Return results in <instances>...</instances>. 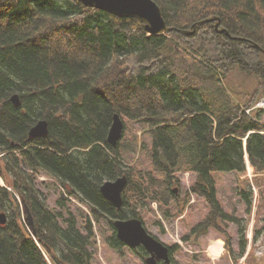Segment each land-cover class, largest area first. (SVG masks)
Returning <instances> with one entry per match:
<instances>
[{
    "label": "trees",
    "instance_id": "1",
    "mask_svg": "<svg viewBox=\"0 0 264 264\" xmlns=\"http://www.w3.org/2000/svg\"><path fill=\"white\" fill-rule=\"evenodd\" d=\"M152 1L162 35L77 0H0V264H93L96 227L120 254L114 220L144 226L153 202L163 219L179 217L190 194L209 209L192 229L196 238L226 221L244 251L245 228L223 210L213 174L240 180L247 155L254 177L236 192L250 216L251 184L259 191L264 178V114L246 113L264 93V0ZM114 114L136 127L128 145L122 137L112 148ZM41 120L47 135L29 139ZM185 173L193 181L179 199ZM123 175L117 210L100 186ZM178 250L169 247L170 264ZM130 251L147 257L141 247Z\"/></svg>",
    "mask_w": 264,
    "mask_h": 264
},
{
    "label": "rangeland",
    "instance_id": "2",
    "mask_svg": "<svg viewBox=\"0 0 264 264\" xmlns=\"http://www.w3.org/2000/svg\"><path fill=\"white\" fill-rule=\"evenodd\" d=\"M124 126L123 144L128 145V140L131 136L130 128H135L136 126L128 123ZM127 127L129 130L126 129ZM248 170L249 173L242 176V178L247 177L252 180L254 177L253 170L251 168ZM213 176L216 180L217 199L221 203L223 210L236 216L239 219L240 226L245 228L244 240L247 248L246 256L242 257L245 259L243 264H262L264 262V178L261 176L257 177V183L261 186L259 191L256 184L253 182L251 184L254 191L255 209L257 211L259 207V211L255 213L254 217L250 218L245 213L244 202L237 197L236 188L242 179L239 180L235 174L215 173ZM179 179L180 187L179 192H176V194L179 199H182L188 190V186L192 183L193 176L182 175ZM193 199L194 203L185 208L181 216L172 217L168 220L162 218L157 204H150L142 212L146 230L166 246H173L179 242V250L173 255V259L177 264H232V261L235 263L234 260L231 261L227 251H224V254L219 259L212 261L207 255L206 247L210 241L220 240L225 243V236H228L230 238L231 255L234 257V254L241 253L239 247L240 238H238L236 226L226 221H218L220 225L218 231L209 229L206 235L196 238L195 234L192 233V228L209 214V209L206 207L204 199L197 196H193ZM170 208L172 213L176 211L175 202L170 203ZM99 227H101L103 234L107 235L110 233L105 222H102ZM95 230L97 237L93 264H143V261L135 256L129 248L125 247L120 254L110 249L103 242L98 227ZM223 249L225 250L226 248L223 246ZM258 253L262 255L259 256ZM242 258H238L236 264H240Z\"/></svg>",
    "mask_w": 264,
    "mask_h": 264
},
{
    "label": "water",
    "instance_id": "3",
    "mask_svg": "<svg viewBox=\"0 0 264 264\" xmlns=\"http://www.w3.org/2000/svg\"><path fill=\"white\" fill-rule=\"evenodd\" d=\"M83 6L94 8L119 18H137L143 25L147 33L152 35H162L167 27L163 20L160 8L152 0H77ZM10 101L15 106L19 105L17 94L10 97ZM123 122L117 114L112 116V122L107 133L106 142L112 148L116 147L123 135ZM47 135V123L44 120L37 122L28 132V138H42ZM126 176H121L115 180L105 181L100 186L102 197L113 205L117 210L122 207V194L126 187ZM26 224L32 226V218L27 207ZM6 223V216L0 214V225ZM116 238L125 246L135 249L142 247L148 257L145 264H156L162 261L169 264L168 248L151 236L142 226L140 220L131 218L126 220L116 219L113 221Z\"/></svg>",
    "mask_w": 264,
    "mask_h": 264
},
{
    "label": "crops",
    "instance_id": "4",
    "mask_svg": "<svg viewBox=\"0 0 264 264\" xmlns=\"http://www.w3.org/2000/svg\"><path fill=\"white\" fill-rule=\"evenodd\" d=\"M211 242H212V241H210V242H209V245H207V247H206V252H207L208 257H209L212 261H216L217 259L220 258V255H223V253H224V251H225V250L223 249L224 243H223L222 241H220V240H215V242L218 243L219 247L221 246V253H220L217 257H214L213 254H211V252L209 251V248H210ZM230 250H231V249H230ZM244 252H245V251H241V253H239V254H234V257H232V255L229 254L230 257H231V261L233 260L232 258L235 259L234 262H236V260H237L238 258H242ZM242 259H243V258H242ZM232 262H233V261H232ZM240 263L243 264V261L240 262ZM262 264H264V262H263Z\"/></svg>",
    "mask_w": 264,
    "mask_h": 264
},
{
    "label": "bare ground",
    "instance_id": "5",
    "mask_svg": "<svg viewBox=\"0 0 264 264\" xmlns=\"http://www.w3.org/2000/svg\"><path fill=\"white\" fill-rule=\"evenodd\" d=\"M209 251L211 252V254H213L214 257H217L221 253V248L219 247L217 242L212 241Z\"/></svg>",
    "mask_w": 264,
    "mask_h": 264
},
{
    "label": "built area",
    "instance_id": "6",
    "mask_svg": "<svg viewBox=\"0 0 264 264\" xmlns=\"http://www.w3.org/2000/svg\"><path fill=\"white\" fill-rule=\"evenodd\" d=\"M255 108L264 110V96L259 100V102L256 104ZM250 110L246 111L248 113Z\"/></svg>",
    "mask_w": 264,
    "mask_h": 264
}]
</instances>
